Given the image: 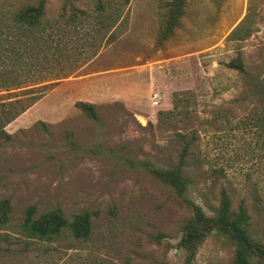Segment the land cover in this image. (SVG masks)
<instances>
[{"label": "rangeland", "instance_id": "1", "mask_svg": "<svg viewBox=\"0 0 264 264\" xmlns=\"http://www.w3.org/2000/svg\"><path fill=\"white\" fill-rule=\"evenodd\" d=\"M37 2L0 0V20ZM100 2L119 20L97 56L0 138V203H9L0 264H234L235 245L217 229L194 254L183 245L189 202L214 218L223 192L264 250V0H187L164 42L173 0H46V16H66L68 38L82 39L91 25L71 27L70 6L93 16ZM238 57L245 73L229 68ZM185 151L189 202L153 173L178 168ZM30 208L33 220L57 214L70 224L88 213L90 235L66 226L30 237Z\"/></svg>", "mask_w": 264, "mask_h": 264}, {"label": "trees", "instance_id": "2", "mask_svg": "<svg viewBox=\"0 0 264 264\" xmlns=\"http://www.w3.org/2000/svg\"><path fill=\"white\" fill-rule=\"evenodd\" d=\"M186 1L173 0L160 42L172 36L180 25ZM97 10L99 13L92 16L84 10L70 6L71 14L67 21L71 27L76 30L85 23L91 25L90 33L86 34L88 40L86 35L84 37L85 43L84 38L77 37L72 40L68 38L69 33L63 29L60 22L66 16L61 15L55 20L47 18L46 0H38L37 4L25 5L9 15L2 16L0 20V138H10L5 128L37 103L50 87L61 79L73 75L97 56L106 35L119 20L117 17L106 16V8L102 2L98 4ZM111 37L113 38L109 36L108 39H112ZM229 68L246 72L241 57L233 60ZM77 106L90 118L97 119L93 105L79 102ZM185 153L186 151L182 154V162L178 168L155 169L153 173L163 183L174 188L180 198L189 202L185 195L190 180L184 176L182 168ZM189 203L194 216L183 239V245L189 253L194 254L200 242L217 229L226 234L235 245L234 264H255V257L264 258V250L254 246L247 236L245 209L240 208L239 213L233 211L227 193H222L214 218L206 217L200 206L193 202ZM8 209V201L0 203V221L6 220ZM33 213L34 209L30 208L24 225L28 236L33 238L51 239L66 226L71 228L76 237L85 238L90 235L92 229L91 215L88 213L78 217L71 224L57 214L41 220H33Z\"/></svg>", "mask_w": 264, "mask_h": 264}, {"label": "built area", "instance_id": "3", "mask_svg": "<svg viewBox=\"0 0 264 264\" xmlns=\"http://www.w3.org/2000/svg\"><path fill=\"white\" fill-rule=\"evenodd\" d=\"M155 105H158V101H157V102H155Z\"/></svg>", "mask_w": 264, "mask_h": 264}]
</instances>
